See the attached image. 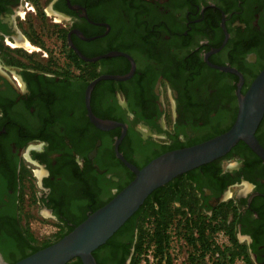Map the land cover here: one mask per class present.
Wrapping results in <instances>:
<instances>
[{
    "label": "flooded vegetation",
    "instance_id": "flooded-vegetation-1",
    "mask_svg": "<svg viewBox=\"0 0 264 264\" xmlns=\"http://www.w3.org/2000/svg\"><path fill=\"white\" fill-rule=\"evenodd\" d=\"M263 69L264 0H0L4 263L31 252L21 253V208L33 192L42 209L71 227L80 220L78 208L91 214L134 175L115 154L122 129L102 131L89 118L92 82L129 76L98 81L90 108L126 126L119 150L141 169L167 149L229 131ZM256 137L264 148V117ZM170 183L178 190L173 206L200 207V224L228 210L227 243L241 245L244 264H264V160L244 142ZM210 229L206 244L194 229L187 264H215ZM175 239L167 250L179 248ZM134 250L121 239L101 257L131 264Z\"/></svg>",
    "mask_w": 264,
    "mask_h": 264
},
{
    "label": "water",
    "instance_id": "water-1",
    "mask_svg": "<svg viewBox=\"0 0 264 264\" xmlns=\"http://www.w3.org/2000/svg\"><path fill=\"white\" fill-rule=\"evenodd\" d=\"M127 78L129 76L101 77L92 82L87 91V107L89 118L98 129H122L114 150L117 158L134 173V179L110 202L89 214L61 240L13 264H68L75 259H80L82 264H98L94 252L106 245L156 190L184 174L224 158L239 142H244L264 160V148L256 137L264 117V69L251 85L247 96L240 99L238 118L229 131L200 144L164 153L141 169L127 161L119 150L127 133L126 126L115 121L101 120L90 108L91 91L98 81H121ZM0 263L5 264L1 255Z\"/></svg>",
    "mask_w": 264,
    "mask_h": 264
},
{
    "label": "trees",
    "instance_id": "trees-1",
    "mask_svg": "<svg viewBox=\"0 0 264 264\" xmlns=\"http://www.w3.org/2000/svg\"><path fill=\"white\" fill-rule=\"evenodd\" d=\"M170 149H167L165 152H169ZM158 157V156H156ZM114 158V157H113ZM217 162V161H215ZM215 162L208 164L206 166H203L199 169L209 168L212 164ZM194 170V171H196ZM191 171V172H194ZM191 172L184 174L182 176H186L188 174H191ZM221 172V169H219L218 173ZM132 175V174H131ZM181 177V176H180ZM179 178V177H178ZM134 179V175L131 176L130 181L124 186L120 187L118 192H121L132 180ZM190 188H192V185L190 184ZM189 185H187L186 190L188 192ZM194 189V188H193ZM116 193V194H117ZM110 195L108 197V200L101 203L98 207H94L93 212L100 209L101 207L105 206L108 202H110L115 196ZM178 200V190L171 186V183L168 185L156 190L145 202V204L139 209V211L106 243V245L100 247L97 251L94 252V257L97 260L98 264H105V261L102 259V255L105 252H109L110 249L121 239L128 240L131 242V246L133 248L134 245V253L132 256V262L131 264H142V257H143V248L145 246V242L153 241V245L156 248V255L164 254V251L166 250V244L169 243V240L173 237L172 235L168 234L169 229L173 228V224L175 223V219L177 215H181V218H186L185 223L187 226H191L189 229L187 238L190 244H194V229L200 230V239L201 241H208V235L207 230L211 228L210 230L214 231V233H217L219 231H227L228 230V210L225 208H222L220 212H218L215 217L213 218L214 222H218L217 225L215 223H205L200 224L199 217H197L199 211H196L193 207H182L187 208L188 213L186 211H183V209L177 207H173L174 202ZM78 211V218L80 219L76 225L68 227L67 225H59L62 232L59 234V236L56 238L54 242L51 243H45L42 246L36 245V242L33 238V236L30 233H26L24 235V238L22 240L21 244V253L25 252L28 248L31 250L29 254H25L22 256L21 259L16 260L20 261L36 252H38L41 249H44L53 243H56L57 241L61 240L64 236L69 234L71 231L74 230L75 227H77L79 224H81L87 217L86 211L81 207ZM92 212V213H93ZM190 214L194 218L192 221V218H187V215ZM67 227V229H66ZM150 227H153V229H150ZM150 238V239H149ZM233 239V237H232ZM215 255L220 254L222 261L226 260L228 258V262H233L235 258L239 257L241 258L243 256V253L240 251L236 252L233 251L231 248H227L224 250H221L219 247H215ZM231 251V252H230ZM132 251L129 249L127 250L126 254V260L131 255ZM191 262H193V258L190 259ZM14 262V263H15ZM225 263V262H222ZM249 263V262H248ZM68 264H82L80 259H75L71 261ZM168 264H172L171 260H168Z\"/></svg>",
    "mask_w": 264,
    "mask_h": 264
},
{
    "label": "rangeland",
    "instance_id": "rangeland-1",
    "mask_svg": "<svg viewBox=\"0 0 264 264\" xmlns=\"http://www.w3.org/2000/svg\"><path fill=\"white\" fill-rule=\"evenodd\" d=\"M34 179L33 177H31ZM28 177L26 178V181H28ZM35 188V187H34ZM36 190V188H35ZM31 203H26L25 207L21 208L22 214L24 215V225L26 227V233H30L35 242L36 245L42 246L45 243H51L56 240V238L59 236V234L62 232L61 228L59 227L60 223L57 222L53 217H51L50 213H48L46 210L42 209V207L39 206L37 195L35 192L32 193ZM174 207V206H173ZM177 208V207H175ZM196 211L200 207H193ZM188 213V211H186ZM199 210V214H200ZM206 219L207 216H202ZM187 218H192V221L196 218H194L192 215L188 214ZM186 218H181V215H177L175 219V223L173 224V228L169 229L168 234L172 235L173 237H176L178 239L177 246L179 244V248H176V244L172 247V251L174 254H177L174 261L171 262L172 264H180L182 261V264H187L185 262V259L188 255L194 253L193 248L191 247V244L188 242L187 239L189 237L188 233L190 225L187 226L185 223ZM215 223V222H214ZM218 222L216 221L215 225H217ZM150 229H153V227H150ZM188 232V233H187ZM150 239V238H149ZM188 240V241H187ZM175 242L176 239H173ZM188 242V244H187ZM215 245L216 247H219L221 250L231 248L233 251L238 252L241 245L240 244H232L229 245L227 243V237L224 235L223 231H219L215 233ZM184 246V248H182ZM166 250L164 251V253ZM231 252V251H230ZM215 264H244L242 259L237 257L233 262H228V258L224 260L225 263H222L221 256L215 255ZM142 264H162L163 262V255L159 254L156 255V248L153 245V241L145 242V246L143 248V257H142ZM212 262V261H211ZM248 264H252L249 262Z\"/></svg>",
    "mask_w": 264,
    "mask_h": 264
},
{
    "label": "built area",
    "instance_id": "built-area-1",
    "mask_svg": "<svg viewBox=\"0 0 264 264\" xmlns=\"http://www.w3.org/2000/svg\"><path fill=\"white\" fill-rule=\"evenodd\" d=\"M173 239H175V237H172V238H171V242H173ZM215 246H216V245H215ZM171 253H172L173 255H171ZM176 255H177V254H174L173 251H172V246H171V250H170V251L166 249V252L163 254V262H162V264H167V259H168V258H170L171 260L174 261Z\"/></svg>",
    "mask_w": 264,
    "mask_h": 264
}]
</instances>
